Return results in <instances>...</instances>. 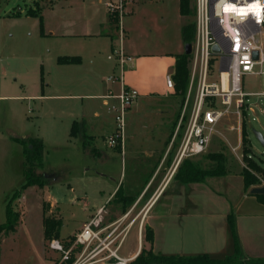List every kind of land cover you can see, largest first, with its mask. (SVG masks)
<instances>
[{"label": "rangeland", "instance_id": "rangeland-1", "mask_svg": "<svg viewBox=\"0 0 264 264\" xmlns=\"http://www.w3.org/2000/svg\"><path fill=\"white\" fill-rule=\"evenodd\" d=\"M140 1L129 0L127 13L131 8H135ZM13 2L14 0H0V14L3 15L4 11L10 9ZM44 2L46 0H35L33 3L26 2L25 5L29 8H37L36 4H38V7L42 9ZM164 9L165 19L164 21L160 19L158 23L160 29H156L148 18L146 21L144 20L148 27L147 34L133 32L132 36L130 35V39L134 40L142 51L146 50L154 55H162L174 52L181 42V25L179 23L183 22L182 25H184L192 18L183 17L178 12L177 3L174 0H169ZM137 16H139V20L142 18L140 14ZM193 19L195 20V16ZM34 21L37 25L32 24L31 21L0 17V96L41 93L40 88H44L48 95L53 93L85 95L104 89L106 77L109 75L106 68L92 70L89 65L73 69L59 66L56 41L51 37H41L40 21L38 22L37 19ZM166 24H168L167 28ZM115 32L117 35V30ZM126 39L125 30V41ZM101 60L106 63L105 56L101 57ZM211 81L218 80L210 79ZM86 83L96 85V88L93 85H86ZM245 85L246 91L260 90L262 79L255 76L247 77ZM94 89L95 91H93ZM194 94L195 90L191 104ZM179 101L180 97L176 93L139 97L128 112V116L133 114L127 117L125 136L127 150L134 148L141 150V148L152 146L159 148L167 145L169 147ZM95 110L100 114L98 121L103 123L102 127L88 131V135L83 139L72 138L70 133L74 121L82 119L83 116L86 117L88 123L92 120L96 121L94 119ZM243 121L239 128L236 114L229 113L221 123L218 133L214 136L206 152L198 157L188 159L195 162H206L205 158L208 155L225 154L230 172L224 176L207 177L204 188L206 191H215L220 195L221 200L227 198L230 202L241 199L242 194L239 191L242 190V186L245 193L249 195L251 189L254 188L246 190L240 175L244 168L249 167L243 158L245 124L252 143L254 160L260 162L262 167V173H257V177L261 186H264V147L252 132L253 128L263 130L264 118L261 119V125L253 122L248 116L245 120L243 118ZM116 129L114 114L102 105L101 100H91L83 96L41 98L30 101L14 100L9 97L0 98V224L6 222L8 202L19 214L18 226H25L37 238V241L43 234L45 216L62 220L63 225L59 236L62 241L72 238L90 217L89 214L91 212L95 214L100 207L107 206L104 223L113 221L116 218L114 210L117 211L122 206L120 203L117 207L115 200L109 204L107 198L116 187L121 172L123 171L121 180V184H123L120 187L123 190L138 192L145 183L144 178L148 171L152 168L149 163H140L136 170L139 173V180L136 185L132 184V164L128 163L123 168L121 151L107 144L108 137L115 133ZM240 135H242V144L235 151ZM28 137H36L44 141L43 169L33 170L31 174L34 177L41 176L43 181L41 186L28 187L13 198V195L26 182L24 146L20 140ZM177 147L178 140L175 141L170 151L171 160L174 159ZM259 159L262 160L259 161ZM182 167L183 163L180 165V169ZM182 171L183 169L179 170V172ZM168 185L169 183L150 208L152 211L148 222L151 221L152 216L158 217L159 214H163V208L169 203V196L178 191V177ZM179 191L186 194L183 189ZM188 192L189 198L180 199L176 196L175 200H180L173 202V205L178 207L179 203L187 204L186 209L194 211L199 209V203H206L202 195L198 197L199 203L191 197L203 193L198 188L192 191L189 187ZM193 203H197L196 209L192 207ZM52 204L53 206H51ZM175 207L173 208L176 210ZM237 211V209L232 211L234 217ZM258 214L259 212L252 213V215H256L253 216L256 217L253 226L261 231L260 235L263 236L264 216ZM174 220L176 219L171 217L169 219L167 216L160 217L158 241L153 249L155 254L165 255L158 253L159 250L164 253L168 250H184L186 249L184 244H191L190 241L196 240V237L191 238L189 233L178 232L179 230L173 224ZM137 228L136 224L124 244L122 253L128 254L137 249ZM146 230L145 227L143 248L150 250L153 246L146 241ZM27 235L26 233L13 232L3 233L0 236V264H38L40 262L57 264L60 256L50 250L49 240L45 239L41 242L38 252L32 245L28 247L27 242L24 241ZM242 260L247 261L246 258H242Z\"/></svg>", "mask_w": 264, "mask_h": 264}, {"label": "crops", "instance_id": "crops-1", "mask_svg": "<svg viewBox=\"0 0 264 264\" xmlns=\"http://www.w3.org/2000/svg\"><path fill=\"white\" fill-rule=\"evenodd\" d=\"M34 1L35 0H14L10 6V9L4 11L3 15L0 14V17L10 20L31 21L32 24H36V21L34 20L37 19L39 22V18L27 16L26 11L29 7H26L25 5L26 2L33 3ZM174 1L177 3V10L180 13V0ZM106 2L107 0H46L42 7L45 35H41V37H51L56 41L58 46L57 54H59L57 60L61 56L81 58L80 64L60 65L57 61L59 66L73 69L82 68L86 67V65H89L92 70L106 68L109 75L106 77V85L104 86V89L100 90L99 92L95 91L94 89L93 91L95 92L87 93L85 95H59L56 93L48 95L45 93L44 88H40L41 93H24L23 95L16 94L10 96L2 95L0 98L9 97L14 100L18 99L30 101L41 98H77L83 96L91 100H101L102 105L107 107L109 110V105L114 103L115 100L107 99L106 96L110 90H112L114 94H118L120 85L119 83H111L107 81L110 76L119 75V66L115 60L108 58L111 51L118 45V36L116 35V32L110 23L109 14L105 6ZM168 3L169 0H141L138 5H134L135 8H131L130 12L127 13L124 18V27L127 35V39L123 44L124 50L127 54L134 57L132 67L129 68L125 73V85L137 89L140 93V97L149 95L162 96L164 94H168L166 90L165 75L167 72H172L176 62L175 55L183 52L184 44L182 40L174 52H168L162 55H154L149 53L150 51H142L134 42V40L130 39V35L132 36L133 32L147 34L148 27H146L145 21L148 18L153 26L156 27V29H160L158 23L160 22V19L164 21V8ZM15 11H19L21 15L19 17L11 16V14H13ZM138 14H140L142 17L140 20L138 19ZM179 24L181 25L180 28L182 30L183 22ZM167 27L168 24H166V28ZM104 56L106 58V63L101 60V57ZM87 84L93 85L86 83V85ZM94 87L96 88V85ZM132 114L133 113L130 115ZM98 118H100V114L95 110L94 119L96 121L93 122L92 120L90 123H88L85 116H83L80 120L74 121V123H77V127L74 131L76 136L71 137L75 139H83L88 135V131H92L96 127H102L103 123H100ZM29 138L31 137L26 139ZM172 148L170 146L168 147L167 145L159 148H155L153 146L145 147L141 148V150L138 148L127 150L128 148L125 145L124 147H115L116 150L118 149L121 151V164L123 168L126 167L128 163H131L133 166V185H136V182L139 180V173L136 170H138L137 168L139 167L140 163H149L152 165V168H150L151 170L148 171L147 176L144 178V187L142 186L138 192H135L134 190H123L122 187H120L123 184H121L123 171L121 172L119 181L116 183L114 190L109 194L107 201H109V204H111V202L117 199L116 195L118 191H121L124 195L131 196L133 202L125 211H119L121 208H118L117 211L113 209L116 213V218L114 220L132 209V214L134 216H138L135 225L137 224L138 227L140 222H142L144 228L150 227L153 230V249H155L158 241V222L160 217L167 216L169 219L170 217L174 218L176 220L173 221V224L179 230L177 231L180 233H189L191 234V238L196 237V240L190 241L191 244H184L186 246V249L184 250H168L166 253L159 250L157 251L158 253L165 255L206 254L213 258L225 259L226 257L233 255L235 251V241L231 231L229 217L231 215L233 216L232 211L237 209V214L235 217L233 216V219L236 224V233L241 245L243 258H264V234L261 236V231L255 229L253 226L255 223L254 221L256 220V217L253 216L256 215H252L254 212H259L258 215L263 217L264 204L259 202L256 196L252 195L251 193L250 195L245 193L243 186L242 190L239 191L242 194L241 199L230 202L227 198L221 200L220 195H218V193L213 190L206 191L204 188V185L206 186L205 181L194 183H186L182 181L178 174L180 165L183 162L179 165H177L175 162L177 149L175 150L174 159L171 160L169 155ZM191 158L193 157L188 159ZM176 177H178L179 183V185H177V193L175 192L169 196V203H167L165 208H163V214H159L158 217L156 215L152 216L151 221L148 222L150 212L152 211L150 208L158 199L166 185L168 183L170 185ZM189 187L192 191L195 190V188H198L203 192L205 189V192L198 193L199 195L196 194L194 195L195 197L191 196L195 199V201H197L198 197L201 195L203 196L204 200H206V203H199V200L197 201L199 203L198 210L188 211L186 209L187 204L182 205L179 203L178 207L173 205V202H176L177 200L179 201L183 198H189ZM182 189L186 194H183L181 191H179ZM176 196L180 199L175 200ZM196 206L197 203H193L192 207H195L196 209ZM106 207L105 210H107ZM173 207L177 209L175 210ZM92 214H94V212H91L89 216ZM15 232L28 234L24 238V241L27 242L28 247L32 245L35 250H38V252L41 242L46 239L45 230H43V234H41L39 241H37V238L34 237L25 226H17ZM44 263L45 262H40L38 264Z\"/></svg>", "mask_w": 264, "mask_h": 264}, {"label": "built area", "instance_id": "built-area-1", "mask_svg": "<svg viewBox=\"0 0 264 264\" xmlns=\"http://www.w3.org/2000/svg\"><path fill=\"white\" fill-rule=\"evenodd\" d=\"M128 2L105 3L118 33V45L108 57L118 63L119 75L107 81L120 85L118 94L110 90L106 96L115 100L109 105L117 124L116 132L107 139L112 148L124 147L128 112L140 97L139 91L126 86L124 80L134 61L123 45ZM194 4L196 37L189 88L170 143L172 148L178 140L177 165L204 154L229 113L236 114L239 128L247 116L260 125L264 118V0H194ZM251 76L262 79L260 90H245V79ZM165 83L167 93H175L174 72L166 73ZM262 129L256 130L264 136ZM241 144L242 135L235 151ZM104 213L105 207H100L72 238L49 241L50 250L60 256L57 264H132L143 247V223L137 228V249L124 254L122 249L138 216H132L131 209L117 220L104 223Z\"/></svg>", "mask_w": 264, "mask_h": 264}, {"label": "trees", "instance_id": "trees-1", "mask_svg": "<svg viewBox=\"0 0 264 264\" xmlns=\"http://www.w3.org/2000/svg\"><path fill=\"white\" fill-rule=\"evenodd\" d=\"M37 8H28L26 11L27 16L39 18L40 20V32L41 35H45L44 31V19L42 16V9ZM180 13L183 17H191L190 21H186L182 26L181 34L183 44H194L196 37V25L195 20V4L194 0H180ZM21 13L15 11L11 16L19 17ZM109 20L113 29L117 30L116 22L109 16ZM193 54L188 55L183 51L180 54L175 55V65L172 72H174V81H175V93L180 97L179 109L176 117L174 127L172 128V134L174 133L176 126L178 124L182 107L185 101V97L189 88L190 82V66L192 63ZM58 63L60 65L68 64H80V57H68L61 56L58 58ZM77 127V123H74L72 126L71 136L75 137L74 131ZM171 134V136H172ZM243 158L244 161L248 164L249 167L244 168L240 175L243 177L244 187L248 190L251 187L261 186L260 180L257 177V173H262V167L260 162L254 160V155L252 154V143L249 138L248 130L246 124L244 125L243 130ZM20 142L24 146V167H25V177L26 182L14 195L17 197L25 189L31 186H41L43 181L41 176L34 177L32 176L33 170H42L44 165V151L45 145L42 139L40 138H29L22 139ZM206 162H195L186 159L183 162L182 172H179V176L182 181L186 183L194 182H204L207 177H216L227 175L230 170L227 164V157L223 153L211 154L206 156ZM262 159H259V161ZM180 169V170H181ZM122 192L118 191L116 197L118 199L121 196ZM123 196V197H122ZM120 199H116L117 206L121 203L122 210L125 211L132 204L133 199L129 195H122ZM259 202L264 204V195H255ZM123 203V204H122ZM19 214L12 208L11 203L8 202L6 206V222L0 224V236L4 234L13 233L16 231V227L19 225ZM229 223L231 231L235 241V251L231 256L226 257L225 259L213 258L209 255H159L153 252V247L150 250L143 248L139 256L132 262V264H264V258L256 259H247V261L242 260V250L241 245L238 240L236 233V224L231 215L229 217ZM63 225L61 219L52 218L45 216L44 218V230L45 238L47 240L59 239L60 230ZM147 235L146 241L150 242L153 246L154 242V232L150 227H146Z\"/></svg>", "mask_w": 264, "mask_h": 264}, {"label": "water", "instance_id": "water-1", "mask_svg": "<svg viewBox=\"0 0 264 264\" xmlns=\"http://www.w3.org/2000/svg\"><path fill=\"white\" fill-rule=\"evenodd\" d=\"M184 51L186 54L191 55L193 54V44H186L184 45ZM257 53H255V57H257ZM253 135L257 138V140L260 142V144L264 147V136L263 134L256 130H252ZM250 193L252 195H264V186L254 187L251 189Z\"/></svg>", "mask_w": 264, "mask_h": 264}, {"label": "bare ground", "instance_id": "bare-ground-1", "mask_svg": "<svg viewBox=\"0 0 264 264\" xmlns=\"http://www.w3.org/2000/svg\"><path fill=\"white\" fill-rule=\"evenodd\" d=\"M226 76H227V74L225 73V74H224V77L226 78ZM225 86H226V84H225Z\"/></svg>", "mask_w": 264, "mask_h": 264}, {"label": "snow or ice", "instance_id": "snow-or-ice-1", "mask_svg": "<svg viewBox=\"0 0 264 264\" xmlns=\"http://www.w3.org/2000/svg\"><path fill=\"white\" fill-rule=\"evenodd\" d=\"M227 10V9H226Z\"/></svg>", "mask_w": 264, "mask_h": 264}]
</instances>
